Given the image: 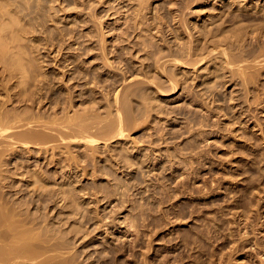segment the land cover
<instances>
[{"label": "rangeland", "instance_id": "1", "mask_svg": "<svg viewBox=\"0 0 264 264\" xmlns=\"http://www.w3.org/2000/svg\"><path fill=\"white\" fill-rule=\"evenodd\" d=\"M1 1H6L11 16L19 25L18 32L19 36H22L20 44L23 51L30 57L40 58L41 64L45 65L37 69L43 72L41 75L35 72L37 78H46L47 72L49 77L55 78L54 58L57 55L55 41L59 46L62 40H66V43L72 44L74 48L83 45L81 48L85 49L88 43H91L86 38L92 37L95 40L94 45H97L96 41H99L102 28L105 27L103 31L108 35L107 43L111 50L110 58L114 63V69H108L104 63L98 61L99 59H88L85 56L79 58L82 62L86 60L81 65L87 67L89 64L90 67L91 64L88 62L94 60L93 63L97 64V68L102 66V71L103 68L106 69V77L117 73L118 78H123L125 73L123 74L122 70L125 69L124 63L127 62L132 68L127 76L132 74L124 85L136 83L131 89H136L137 92L138 88L143 91L144 86H150L147 92L151 95L155 93L158 98L157 105L155 103L156 106L153 107L147 104L142 95L137 97L136 112H133L134 115L132 113V117L137 122L135 119L131 121L133 126L126 131V137L108 142V146L117 145V141L126 142L131 147L132 153L140 157L139 165L122 167L117 157L110 154L108 146L102 147L103 144H98L100 149L94 150L81 142L72 143L67 147L63 142L58 141L55 142L54 150H48L47 153L55 157V172L47 165H42V170L53 172L50 175H55L49 178L43 174L45 171L40 172L47 177V187L50 190L55 189V206L51 217L54 216L56 226H60L59 222L66 221L71 216L69 225L68 223L66 225L69 229H65L64 233L55 230V247H61L60 249L57 247L59 250L55 248V251L63 253L64 258H72L75 252L76 254L81 252L82 257L76 260V264L77 261L79 264L84 262V259L85 262L81 264H100V262H105L104 264H264L262 262L264 257L260 258L258 254L264 253V140L263 142L260 140V137H264V56L262 55L264 48L261 47L264 46V37L262 38L264 32L261 35L262 40L259 37L260 31H264V28L262 29L264 15L261 12L264 11V0H149V3H144L145 9L138 18L143 17L145 24L152 22L156 26L153 34L159 29L156 15L161 14L169 21L163 20L166 24L162 26L163 28L160 27L163 31L156 34L157 38L141 31L142 26H146L141 25L130 35L129 41L137 43L139 47L142 45L139 41L143 39L152 40L154 44L164 48L169 47L168 44L177 48L178 44L182 46L187 44L191 33L196 39L202 34L200 30L205 31L206 28L212 30L217 26L216 30L209 32L216 34L213 31L225 30L223 34L218 32L219 35H224L219 36L223 37V41L220 40L221 38L216 39L224 44L230 43L227 44L233 50L229 48L231 50L229 53L234 56V60L238 58L240 61H237L241 62V66H247L245 71L248 73L246 78H249V83L244 82L246 78L243 77L246 74L242 77L238 67L229 68L220 65L219 69L213 68L212 74L206 78L207 82L197 75L193 67H187L185 76L181 74L180 80L183 83L175 92H170L172 85L167 77H161L158 86L152 83L146 85L148 79L144 78L145 68L142 64L143 59L147 60L146 56H142L146 51L137 52L133 58L127 56L128 48L125 50V56L122 55L125 59L114 57L117 49L119 52L122 51L120 41L132 31L134 22L132 16L138 11L141 0ZM222 11H234L237 15L232 14L229 18L228 15L231 13L225 12L223 14L226 15L225 18L221 14ZM257 12L258 15L260 13L262 15L257 17ZM219 14L222 16H218ZM248 14L253 15L246 18ZM217 16L224 18L220 20ZM215 18H218V21ZM215 20L216 24L212 23ZM6 22L10 23V20L7 19ZM167 25L170 26L169 28L173 27L175 32L171 33ZM186 25L189 26L186 28ZM204 25L207 27L204 28ZM251 26L259 28L260 34L256 33L258 30L255 28H250ZM14 29H9V34L12 36ZM176 29L179 38L175 37ZM249 30L255 34L248 32ZM213 34L210 35L218 37L217 34V36ZM256 34L258 36H255ZM255 37H259L257 39L260 40L257 41ZM229 40L233 41L229 42ZM261 41L263 43H260ZM132 42L131 45L128 41L123 44L127 48L128 45V47L133 45ZM79 43L82 45L79 46ZM175 47L174 49L177 50ZM81 48L72 52L79 54ZM261 48L263 53L260 52ZM164 51L168 49L165 48ZM65 52H69L68 49H65ZM219 52L218 50L215 53V57ZM258 55L261 56L258 58L256 57ZM204 62L205 60L197 66L206 65ZM66 64L64 62L63 65ZM32 68L35 69L34 66ZM87 69L91 70L92 67ZM69 73H72V70ZM56 75L59 79L63 77L58 71ZM57 86L60 87L59 84ZM58 87V91L65 92ZM82 89L88 91L85 86ZM162 91L171 94L162 96ZM82 92L81 100L74 102L78 106L81 102V108H85L82 106L89 105V102L85 101L88 96L84 97ZM63 93L59 95L62 94L64 97L65 93ZM78 93L80 94V91ZM55 100L59 99L55 98ZM66 102H62L64 107L60 105L62 106L60 109L58 103L54 107L55 111H62L57 113L60 116L64 112L62 109L69 110L67 108L71 104ZM15 103L12 104L20 105ZM77 105L73 108L81 109ZM49 107L50 105L47 104L42 110L47 111ZM35 108H37L35 110L41 109L37 106ZM49 112L54 111L50 108ZM249 137L250 140H246ZM191 146L194 148H190ZM253 149H257L256 154L259 158L250 161L244 153ZM18 151L20 158L13 160L12 163L28 161L26 155L29 154V150L18 148ZM32 151L35 155L38 154L36 149ZM68 153L70 154L68 157L75 158H65ZM33 160L35 163V158ZM184 161L186 163L192 161L193 166ZM28 164L29 161L26 165ZM36 164L32 169H40L41 166ZM243 166L251 171L243 174ZM245 178L251 182L248 183L247 188L255 186V181L259 188L255 190L256 194H253L254 206L250 214L252 225L247 228L248 235L243 238L240 236L242 238L240 239L237 234L235 238L240 241L234 244L230 236L226 235V226L223 225L222 220L225 221L228 217L226 213L234 204L235 190L245 188L243 186L246 183ZM61 186L65 190H72L73 197L78 198L77 213H71L69 203L60 200ZM259 190L263 191L259 193ZM171 193L174 195L171 196ZM174 196L175 198H172ZM205 206L214 208V211L205 214L207 210ZM195 207L202 208L203 211L193 218L190 214ZM186 214L188 217L184 218ZM208 214L214 219H206L204 215ZM217 218L221 220L219 223L222 232L218 231L219 226L216 225L215 220ZM70 223L78 226L79 229H70ZM131 224L134 225L133 228L130 227ZM241 228L235 224L237 232ZM197 233L202 235H198L200 241L194 243ZM233 244L235 246H232ZM107 247H109V250H106L109 251L108 255L101 258L102 255H99L101 250ZM68 249L73 250L72 253ZM76 256L78 258V255Z\"/></svg>", "mask_w": 264, "mask_h": 264}, {"label": "bare ground", "instance_id": "2", "mask_svg": "<svg viewBox=\"0 0 264 264\" xmlns=\"http://www.w3.org/2000/svg\"><path fill=\"white\" fill-rule=\"evenodd\" d=\"M149 2H150L149 0H141L139 2L138 11L135 12L134 16H132L134 20L133 27H131L132 31L129 32V34L125 36L122 41H120V43L122 44V47L120 46L121 48L120 50H122L121 51L122 53L119 52V49H117L116 55L114 56L115 58L125 59L122 55L126 53L125 50L128 48L129 49L127 50V53L129 55L127 56L128 57L131 56L133 58H135L137 52L146 51L142 56H146L147 60L143 59L144 60L143 61L141 59V62L143 61L142 63L144 66L143 68H145L144 78L148 79L147 82H145L146 85H151V83L152 85L154 84L157 85L159 84V82H161V81L158 82V80H162L161 77H167L172 85L170 92H175L176 89L183 83L180 79H182L181 77L182 75L185 76L186 73L185 69L190 66L193 67V70L195 69L197 71L196 72L197 75L201 79H205V81L206 78H209V76L212 74V69L213 68L219 69L220 65H224L229 68L238 67L237 69L241 71L240 75L244 76V74H246L245 77L242 76L243 78H246L248 73H246L245 67L247 66L245 67L241 66L240 65L241 62H238L240 61V59L238 60V58H237L238 61L234 60V56H232V54L229 53V51H231L229 48L232 47L230 45L228 46V44L230 43L225 42L228 39H225L224 42L226 44H224L222 42L223 37H219V36H224V35H219V33L223 34L225 30L222 32L213 31L216 32L218 37H214V36L212 37V35L210 34L213 33L209 31H212L214 29L216 30L217 26L216 28L213 29L211 28L212 30H208V28L206 27L210 25L209 24L210 22L207 23L208 25L206 24L207 25L206 27L204 25V28H206L207 30L206 29L205 31L200 30L201 31L200 34L201 33L202 34L201 35L199 34L200 36L198 38L194 39L195 37L193 38V34L190 32L191 34L190 33L189 34L191 35V37H189V39L187 40V44L182 46L177 43L178 40L176 39L177 41L174 42L177 43L179 46L176 48L174 45V47L177 50H175L172 45L168 44L169 47H165L168 49V51L165 52L164 51L165 48L163 46L159 44H154L152 40H143V39L140 40L139 44H142L141 47H139L137 43L129 41L130 35L133 34V32H135L141 25H146V26H142L143 28L141 29V31L148 33L147 35H154L156 37V34H158L159 32L162 33L163 31V29H160V27L166 24L163 20L166 19L167 21H169L167 17L164 19V16H162L161 14L156 15L155 19L158 23L157 28L159 29L157 30V32L153 34V31L156 29V26H154L152 22L145 24L146 22H144V20L142 19L143 17L138 18V16L142 15L143 13L142 11L145 9L144 3H149ZM225 12L222 11L221 14L223 15L225 14ZM232 12L231 11L227 12V13H231L230 15H228V17L231 16L232 14L237 15L235 14V12L234 13ZM261 12L264 15V11ZM10 13L11 11L7 6L6 1H1L0 2V264H76L75 263L76 260L78 259L80 260V258L82 257L81 252L79 254H76L75 252L74 253L75 256H73L72 258H64L63 253L60 254V251L59 253L55 251L56 249H58L57 247H59V249L61 248L60 246L55 247L56 245L54 241L55 230H57L58 233H64V231H66L65 229H69L67 228L66 225L67 223L69 225V219L71 216L68 217L66 221L59 220L61 221L59 222L60 226H56L57 224H55L54 221L55 217L54 216L51 217L52 209L54 210L53 207L55 206V193H54L55 189L51 188L53 190H50V188L47 187L46 176L51 178L52 175L54 176L55 174L50 175V173L53 172L46 171L45 169L42 170L43 168L42 165L44 166L47 165V167L50 166V168H52L53 171L55 172V157L51 156L47 152L50 149L54 150L55 142L58 141L63 142L64 145L67 147H69V145L71 146L72 143H76V142L77 143L81 142L83 144H86L94 150L97 148L100 149L98 144H103L104 146L102 147L105 146L107 147L109 141L114 140L116 138L120 140L126 137V131L128 129H131V127L133 126L132 125L133 123H131V121H134L133 119L135 118L132 117V113L136 112L135 99L137 100V97L142 95V97L146 100L147 104L153 107L157 105L156 102L158 101V98L156 97L155 93L154 94L152 93L151 95L150 93L147 92V89L150 88V86H144V87L142 86L144 88L143 91L137 87L139 89L137 92L136 89L133 90L131 89L133 85H135L136 83L124 85L125 82L129 78H131V74H132L131 73L129 77L127 76L129 71L132 69L130 68L131 66L127 62L124 63L125 69L123 68L124 70H122V73L123 74L125 73L124 76H122L123 78H118L117 73L116 74L113 73L114 74L113 76L109 75V77H106L105 76L106 69L104 70L103 68L102 71V66L100 67L99 65L98 66L100 68H97V64L93 63L95 61L92 59H91L92 61L91 62L89 61L88 63L91 64L90 67H92V69L94 70L91 69L92 70L91 71L90 69H87V67L90 68L89 64L87 65V67L81 65L84 63V61H86L84 59V61L82 62V60H80L81 56L82 58L83 56H85L88 59L90 58H93L95 60L99 59L98 61L100 63H104L106 65L105 66L103 64L105 67H107L108 69L109 68L114 69L115 67L114 63L110 58L111 50H109V45L107 43L108 35L106 31H103L105 30V27L102 28L103 26L102 24H101L102 33L99 36V41H96L97 45L96 44L94 45L95 40H93L92 37L86 38V40L88 42L91 41V43H88L85 49L81 48L83 46L82 43H79V46L82 45L81 47L74 48L72 44L70 43L67 44L66 40H62L60 46L55 41V51H57V55H55L54 58L55 78H53V76L49 77L48 72L47 75H45L46 78L43 77L44 75L42 76L43 78H37L35 76V72H39L38 71L39 66L41 69L44 63L41 64L40 58L35 56L30 57L29 55H27L25 51H23L22 46L20 44L22 36L20 37L19 36L20 34L18 32L20 30V28H18L19 25L17 24L16 20L13 19ZM222 15L219 14L218 16H222ZM251 15L253 14L250 15L248 14V16L246 15L247 16L246 18H249ZM260 15L262 14L260 13ZM260 15H258L257 17H259ZM223 16L226 18V15ZM218 18L215 19H217L218 21ZM223 18H220V20ZM7 19L10 20V23L6 22ZM262 19H260V21ZM260 21L258 23H260ZM215 22L216 20L212 23ZM169 25H167L168 28L171 26ZM259 25L262 26V24ZM188 26L189 25H186V28ZM252 27L253 26H251L250 28ZM10 28L13 29L15 28L14 36L9 34ZM263 28L264 27H262V29ZM177 29H176V33H177ZM219 29L221 28L219 27ZM258 29L259 28L257 29L255 28V30ZM262 29L260 28V30ZM168 30L171 33L175 32V30L173 31V27L169 28ZM248 32H250V30ZM258 32L259 30L256 33ZM260 32L261 34L258 33V35L260 34L259 37L261 38L262 32L264 31L262 30ZM250 33L255 34V32L252 31ZM258 35L256 34L255 36ZM263 35L262 38L264 37ZM178 36L179 35L177 33L175 37L177 38ZM216 38H221L220 40L222 41L217 40ZM257 38L255 37V39ZM259 40L260 39H257V41ZM126 41L130 42V45L132 42L133 45L131 47H128L129 46L128 45L127 48H125V45L123 43ZM232 41L233 40H229V42ZM263 42L261 41L260 43ZM232 44L233 43H231V45ZM261 47L264 48V46L262 45ZM80 48L82 49V51L80 50L82 53L80 52L78 54L77 52H72L74 51V49L79 50ZM263 48L260 49L261 50L260 52H262ZM65 49H68L69 52L66 53ZM218 50L220 51L218 53L219 55H216L217 57H215V53H217ZM112 51L115 52L114 50ZM251 51H253V49ZM262 55L264 56V53ZM260 56L258 55L256 57L259 58ZM204 60H205L204 64L206 65L201 64L200 66H197ZM241 60H243V58H241ZM256 60L257 59H255L254 61ZM120 61H124V60H120ZM64 62H66L67 64L63 65ZM72 64L73 67L70 68ZM92 64L94 65L92 66ZM32 66L35 67L36 71L35 69L32 68ZM71 70L72 73H69ZM57 71L58 74L60 73L63 77H65V79L62 76H61L62 78L60 77L61 79H59V76L56 75ZM39 73L41 75V73L43 72H39ZM248 79L249 78H246V81L244 82L249 83L250 80L248 81ZM141 83H143V81ZM58 84L60 85V87L57 86ZM122 85L123 87L121 88ZM84 86L86 87V89L89 91L90 94L88 93V91L86 92L82 89ZM57 87L65 91L64 92L65 94L63 92H60L61 90L58 91ZM56 89L57 91H54ZM81 89L84 91V93L82 92ZM79 91L80 94L78 93ZM59 92L63 93L64 97L62 96V94L59 95L60 94ZM81 92L84 94V97L85 95L88 96L87 97L88 99L84 98L85 101L87 100L86 103L89 102L88 106L87 104L85 106H82L85 108H81L80 106L81 102L79 104L80 107L74 102L81 100L80 98L82 96ZM163 92L164 91H162V93ZM165 94H171V93H163L162 96H166ZM55 98H58L59 100L56 101L57 99L55 100ZM63 101L65 102L67 101L66 103L69 102L71 105L68 103L70 105L69 106L70 108L68 107L67 109L69 110H65V108L62 109L64 111L63 112L64 115L62 114L63 116L62 115L60 116V114L57 113L60 112L62 113V111L57 112L55 111L56 109L54 107L55 105L57 106V103L59 105V109L62 106L64 107V104H62ZM11 102L12 103L17 102L20 103V105H15L16 103L13 105ZM47 104H49L50 107L48 109L46 108L47 111H43L44 109L42 110V108L46 107ZM83 104L84 103H82V105ZM75 105H77L78 108L81 109H77V108L74 109L73 106ZM36 106L41 107V109L35 110L37 109L35 108ZM153 107L150 108L154 109ZM50 108L52 109V111H54L53 113L49 112ZM134 114L135 113H133V115ZM246 140H250V137ZM260 140L261 141L264 140V137H260ZM191 145L193 146V144ZM192 146L190 148L193 149L194 147ZM18 148H24L25 150H29V154L26 156L30 164L26 165L28 161H23V162L21 161L22 163L20 161L19 162L17 161L16 164L12 163L13 160H19L18 158H20L21 156L18 154L19 152ZM32 149H36L38 154L35 155ZM10 150H13V152H10ZM108 151L110 152L111 155L117 157V161L121 164L122 167H132L133 165L135 166L137 164L138 165L140 164L141 161L140 157H138L137 154H133L131 151V147L124 141H117V145L108 146ZM256 151L257 149H253L252 151L245 152L244 154L247 157H249V160L251 161L259 158L258 155L256 154ZM72 155L77 157V155H74L73 153ZM68 156H70V154L67 155V157L65 156V158H75L73 156L72 157H68ZM34 158H35V163L33 160ZM31 160L33 161L31 162ZM42 160L44 161L42 162ZM36 162L38 165L41 166L40 169L37 168L32 169V166H34ZM190 162L193 163L192 161ZM191 163H188L187 161L186 164L190 165ZM191 166L193 165L191 164ZM245 166L242 167V169H244L243 170L244 172H242L243 174L251 171V169L248 170L244 168ZM41 170L45 171L44 173L42 172L44 175L46 174L45 177L40 172ZM69 173H71V170H69ZM245 179H246L245 180L246 183H244L243 185L245 188L235 190L234 204L230 206L229 212L226 213L228 217L225 219V221L222 220L225 223V224L223 223V225L226 226V230H227L226 235L230 236V238L232 239V243L234 244H236L238 241V239L235 238L237 234L239 235V237L242 236V238L243 236L245 237L246 235H248L247 228H249L251 224L250 214L253 212L252 208L254 206L253 194H256L255 190L259 188L256 186V181H255V186H249V188H247L248 183L251 182L250 180L248 181V178ZM64 190L65 189L63 188V186L59 188V191H61L60 200L61 201L64 200L65 203L66 202L69 203L71 213H77L79 210V206H76V204L78 203V198L75 196L73 197V194L71 193L72 190H65V191ZM261 191L263 190H259L258 192L260 193ZM170 195L173 196L174 193L173 194L171 193ZM172 198H175V196ZM206 209L207 210L205 214L214 211V208L212 209L211 207H206ZM201 211H203L202 208L200 209L195 207L194 209L191 210L190 215L193 216V218H195L194 216H198V214H200ZM204 216L206 219L209 220L214 219L210 217L211 216L210 214ZM187 217L188 215L186 214L184 218ZM215 220L217 221L216 225L219 226L218 231L222 232L221 231L222 226L219 223V221L221 220L218 218ZM235 224H238L239 226L242 227L238 232L235 230ZM130 227L133 228L134 225L131 224ZM70 229L77 230L79 228L78 226L76 227L74 224L70 223ZM196 235L197 237L196 240H194V243H198L200 241L199 238L200 236L198 235H202V234L197 233ZM242 238L240 237V239ZM234 244L232 246H235ZM59 245L64 247L62 244ZM106 250H109V247L105 248L104 250H101V254H99L102 255L101 258H104L105 256L108 255L107 253H109V251ZM68 251L72 253L73 250L70 251L68 249ZM55 252H57V254ZM258 254L260 255V258L264 257V253L260 252ZM76 255H78V258ZM59 257H63L64 259ZM57 258H59V261ZM262 262L264 263V261ZM104 263L105 262H100V264H104ZM77 264H79L78 261Z\"/></svg>", "mask_w": 264, "mask_h": 264}]
</instances>
